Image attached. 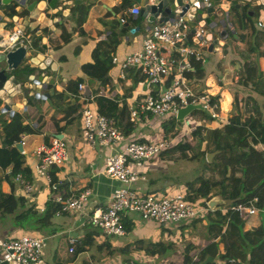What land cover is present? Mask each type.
<instances>
[{
    "label": "crops",
    "instance_id": "crops-1",
    "mask_svg": "<svg viewBox=\"0 0 264 264\" xmlns=\"http://www.w3.org/2000/svg\"><path fill=\"white\" fill-rule=\"evenodd\" d=\"M235 2L240 5L242 12L239 13L238 10L230 11L233 27L245 43L247 39L251 43L249 37L252 35L248 36L249 28L244 31L241 29L237 21V14L243 15V9H245L247 16L252 19L258 5L253 0H250V2L236 0ZM83 3L89 6L87 16L80 28L72 33L68 43L64 44L60 39L62 27L56 26L53 33L47 34V47L50 51L45 52V55L51 56L52 61L56 64V71L50 73L54 83L48 86V98L37 101L29 99L25 111L19 109L11 116L7 113L0 114V149L5 145L4 127L8 126L10 132L16 138L15 142L22 144V151H17L22 154L24 167L29 171V176L24 175L34 185L33 198L24 197L13 177L10 181L4 177L7 174L9 175L11 165L6 169L0 167V194L12 195L18 202V207L13 213H5L0 208V241L23 235L22 233L16 235L15 231H12L11 235L7 237L10 234L8 230L14 224L22 227L24 222L28 220L29 215L42 214L47 203H52L53 194L61 192L78 193L89 188L91 190L89 202L82 212L54 214L49 224L41 227V232L44 234L38 235L37 233V236L45 237L47 241V247L44 249V255L42 256V264H122L128 260L140 264H152L154 261L157 262V259L147 258L142 249H137L134 245L128 251H122V249L136 240L167 245L163 237L167 233L174 232V226L171 229L159 226L151 221H143L137 214L130 213L125 217L130 221L132 230L126 232L122 238H115V236H105L96 228L85 223L87 215L94 207H104L108 204L111 192L119 185V182L107 177L102 172L105 154L109 150L101 147L91 148L82 139L80 112L83 106L89 105L108 116L111 122L124 133L125 139L120 147L131 140H141L146 137L154 138L150 133H143L141 129L143 123L151 126V131H153V128L157 129V133L161 131L154 139L164 136L163 130H161L160 117L152 118L151 116L147 121L141 123H130L126 119V105H134L154 88L146 83V89H142L141 81L144 82L145 79L139 70L131 68L125 72L124 78H121L118 66L112 63L113 67L109 71V79L103 84L98 81L103 75L101 69L98 68L103 61V55L96 53V49L109 50L110 42L114 39L116 47L111 53V58L122 60L128 54L142 47L147 22L145 18L140 19L138 16L135 18V16L127 14L132 2H129L130 5L119 13H116L114 8L118 7L122 0H85ZM16 5L15 8L20 7L19 3ZM11 6L12 4H0V10L3 12L4 17H11ZM259 6L264 8V4ZM35 14L36 11L33 15ZM122 14H125L126 17V22L123 24L119 21ZM262 15L264 13L261 12L259 17ZM18 21L20 23L19 19ZM8 23L0 17V33L10 30L15 24H19L11 23L9 25ZM64 27L67 30L74 27L70 15L67 17ZM137 27H140L138 31ZM258 29L264 31V28L258 27ZM231 38L226 40L227 44L231 41ZM192 43L195 44L193 41ZM199 43L196 45H199ZM222 43L219 42L220 46ZM238 44L243 45L242 42H238ZM201 51H203L201 53L202 60L199 62L202 67V76L198 77L192 68L189 77L196 78L204 87H208L211 94L219 96L220 110L218 112L221 117L229 118L234 96L237 95L238 98H241L243 93L237 87V81L240 77L238 72L242 68L239 58L232 55L229 45H227V53L222 58H219L218 53H208L206 47L202 48ZM203 55H205L204 58ZM258 63L264 71V57H259ZM77 78L82 81L80 83L82 89L78 88V96L75 98V95L69 91L68 84ZM85 87H88L90 91V98L88 99L83 97ZM54 89L62 92L61 98L56 99L52 96ZM225 94L229 96V102L223 107L222 101ZM251 95L255 96L256 94ZM69 104H79L80 107L77 106L78 109L72 115L75 119L67 124L61 117L69 109ZM0 106H2L1 103ZM115 108L120 109L119 112H116ZM54 117L55 119H53ZM233 135L236 136L235 133ZM52 137L65 140L68 159L60 166L54 165L51 167L52 182H50L37 176L34 168L38 161L35 150L41 145L48 144ZM116 149L119 150V146ZM180 156L181 154L178 151H169L164 156L159 155L145 162L143 170L146 180L137 183L135 187L141 189L138 190L144 193L164 191L171 186H186L185 182L188 176L183 175L181 164L183 159ZM57 183H63L64 185L61 188H56ZM54 188H56V191H52ZM6 206L7 208L10 207L9 204ZM22 212H29L30 214L27 217L18 218L17 215ZM206 219L194 220L191 225L197 223L206 225ZM35 227L36 230H39L37 224ZM89 232H94V243L84 246L83 249L79 248L83 238ZM181 232V237L187 236L186 233ZM197 239H199V242H197ZM192 240L196 242L197 246L195 247H204L207 243L197 235ZM140 244L138 243L137 246ZM70 247L73 248L72 251L69 250ZM183 254L180 262L183 260ZM144 255L145 260L143 259ZM160 257L161 261L165 260L162 255ZM218 262L221 263V261Z\"/></svg>",
    "mask_w": 264,
    "mask_h": 264
},
{
    "label": "built area",
    "instance_id": "built-area-1",
    "mask_svg": "<svg viewBox=\"0 0 264 264\" xmlns=\"http://www.w3.org/2000/svg\"><path fill=\"white\" fill-rule=\"evenodd\" d=\"M253 1L258 6L264 4V0ZM139 12V6H131L127 10V14L131 16H137ZM119 21L122 24L126 22L125 14L120 16ZM201 26L200 23V27L192 33V28L182 18L169 24H155L146 30L139 50L120 61L112 58V63L119 68L121 78H124L127 70L134 68L140 71L151 87H154L134 105H126L128 122L141 123L151 116H174L176 119L180 108L196 104L207 110L211 119L222 125L228 123L229 118L221 117L218 112L220 100L215 101V94H211L208 87H204L196 78L189 77L192 59L201 61V50L206 47L204 40H201L199 45L192 43L193 39L202 35ZM257 27L264 28V15L257 20ZM22 40L23 32L18 24H15L10 30L0 33V51L13 49ZM79 88L82 89L81 85ZM80 112L83 140L91 148L101 147L109 150L105 154L102 172L119 182L112 190L108 204L104 207H94L87 215L85 223L99 230L101 234L124 236L126 231L123 217L130 213L137 214L143 221H151L163 227L202 219L214 210L222 215L237 213L243 218L258 216L264 219V205H258L257 196L211 210L207 205L209 199L189 198L192 190L187 186H171L160 192H140L135 185L146 180L143 170L145 162L164 151H169L174 142L173 135L157 139L146 137L131 140L120 147L125 139L124 133L108 116L89 105L83 106ZM118 146L119 150L116 149ZM35 154L38 157L35 174L52 182L51 167L60 166L68 159L67 143L63 139L52 137L48 144L39 146ZM13 180L20 187L24 197L33 198L34 185L30 179L22 173H17ZM90 194L89 188L78 193L53 194L51 201L58 206L54 214L82 212L89 202ZM43 246L44 239L32 234H23L1 243L2 249L9 252L7 260L19 264H42ZM69 250L72 251L73 248L70 247ZM232 262L241 264L235 260ZM122 264L140 263L126 261Z\"/></svg>",
    "mask_w": 264,
    "mask_h": 264
},
{
    "label": "trees",
    "instance_id": "trees-1",
    "mask_svg": "<svg viewBox=\"0 0 264 264\" xmlns=\"http://www.w3.org/2000/svg\"><path fill=\"white\" fill-rule=\"evenodd\" d=\"M128 5H130L128 0H122V3L118 7H115L114 10L116 13L122 12ZM88 9L89 6L85 3L71 8L70 17L74 22V27H71L70 30H67L64 26L61 28L60 39L62 43H68L72 33L80 28L87 16ZM261 12V6H256L254 19L247 16L245 9H243V15L237 14V21L241 29L244 31L249 28L248 36L252 35L249 37L251 38V43L248 42V39L245 43L240 37L237 39L231 38V41L228 43L232 55L239 58L242 67L237 87L243 93L241 98H238L237 95L234 96L228 123L213 129V140L216 144H219L226 134L231 135L235 133L238 137L237 145L226 148L218 147L217 150L219 152L214 157L216 162H207L205 157L206 152L203 150L200 153H194L192 151L193 140L180 138L177 142L172 143L169 150L180 152L182 159L200 161L201 170L209 172L207 176L200 173L195 179L185 182L186 186L192 190V193L189 195L191 199H209L216 194H220L224 198H239L238 201H245L248 198L257 196L259 199L258 205H264V71L258 63V58L264 57V31L258 29L256 20ZM15 13L16 11L12 9L11 15ZM238 42H242L243 45H239ZM109 47L110 49L107 51H101L99 48L96 49V53L103 55L101 66L98 67L103 73L98 80L102 84L109 79V71L113 67L111 53L116 47L114 39L111 40ZM192 68L198 77L202 76V67L199 61L192 60ZM81 82V79L77 78L68 84L69 91L75 95V98L78 96L77 92ZM79 89L81 90V88ZM251 94L256 95L253 96ZM62 95V92L54 89L52 96L59 99ZM213 98L216 101L219 99V96L215 95ZM238 100L240 102L242 100L241 106H238ZM68 106L69 109L64 112L61 119L70 124L75 119L72 115L80 106L79 104H69ZM115 109L117 110L116 112L120 110L118 108ZM198 111L196 109L191 113L195 114ZM178 122L174 116L166 117V119L161 121L160 125L164 136H169L170 134L174 136L176 132H171L176 129ZM202 130L203 126L195 127L192 131V136L200 139ZM4 133L5 145L0 149V167L6 169L11 165L9 175L7 174L4 177L10 181L11 177L20 172L29 176V171L24 167L22 154L14 147L16 138L10 132L8 126L4 127ZM194 150L196 151V149ZM167 152L164 151L160 155L164 156ZM222 169L227 174L225 183L221 180H215L213 176L216 171L220 172ZM222 185L225 188L222 189ZM213 188L218 189V192L212 194ZM52 191H56V188L52 189ZM7 204H9V208H7ZM17 207L18 202L12 195L0 194V208L3 212L13 213ZM57 209V205L53 202H48L44 212L36 220V223L44 227L47 226ZM29 214V212H22L17 217H27ZM125 216L123 217V225L125 231L130 232L132 225ZM205 218H207L206 226L210 240L207 241L204 247H197L195 250L192 247V243L186 245L183 260L178 264H202L208 256L212 260L206 264H234L232 260L241 264H264L263 219L258 227L246 229L245 218L240 217L237 213L222 215L217 210H214L212 213L207 214ZM94 240V232L87 233L79 248L83 249L86 245H92ZM138 243L141 244L137 246ZM142 245V240L134 241L135 248L141 249ZM169 248V245L148 242L143 249L147 254L153 255L158 252L160 254L166 253ZM129 249L130 245L126 246L122 251H128ZM218 261H221V263Z\"/></svg>",
    "mask_w": 264,
    "mask_h": 264
},
{
    "label": "water",
    "instance_id": "water-1",
    "mask_svg": "<svg viewBox=\"0 0 264 264\" xmlns=\"http://www.w3.org/2000/svg\"><path fill=\"white\" fill-rule=\"evenodd\" d=\"M85 0H0V4L9 5L10 12L16 11L11 17H4L0 10V17L5 21L18 24L19 28L26 33L21 43L13 49L0 51V114L7 113L9 116L22 109L26 110L29 99L46 100L48 98V86L53 85L54 80L50 73L56 71L55 62L45 52L50 51L47 47L48 33H53L56 26L63 27L74 6L82 4ZM236 0H128L132 6H139L137 15L140 19L145 18L146 29H151L155 24H169L182 18L187 21L194 33L200 27L202 35L193 39L197 44L201 40L206 43L208 53H218L222 58L227 53L229 37L237 39L236 29L230 19V11L240 9ZM250 2V0H244ZM19 8H15L18 4ZM14 5V6H13ZM36 11V14L33 13ZM33 15V16H32ZM135 16V18L137 17ZM140 27H137V31ZM136 31V30H135ZM45 34V35H43ZM219 42H223L220 46ZM83 97L90 98L88 87L84 88ZM203 110L201 105L188 104L178 110L176 120L182 122L193 110ZM14 147L21 152L22 144L15 142ZM219 150L217 151V153ZM215 153L206 154V161L211 162ZM63 183H57L56 188L63 187ZM238 199L224 198L216 194L209 198L207 205L211 210L218 206L238 202ZM0 241V264H19L13 260H7L9 252L4 251ZM212 258L206 257L202 264L210 262Z\"/></svg>",
    "mask_w": 264,
    "mask_h": 264
},
{
    "label": "rangeland",
    "instance_id": "rangeland-1",
    "mask_svg": "<svg viewBox=\"0 0 264 264\" xmlns=\"http://www.w3.org/2000/svg\"><path fill=\"white\" fill-rule=\"evenodd\" d=\"M252 8H254V7H252ZM263 11H264V8H262V13H264ZM254 18H255V16L253 17V19ZM204 57H205V55H203V58ZM238 73H239V75L241 74V69ZM146 83H147L146 81H144V82L141 81L142 89H146ZM227 102H229V96L225 94L223 97V101H222V105L224 104L223 107H225ZM259 102H260V100H259ZM237 103H238V106L239 105L241 106L242 100H241V102L238 100ZM222 109H224V108H222ZM156 118H159V117H156ZM164 119H166V118H160L161 121H163ZM198 126H203V130L201 131V138L200 139L198 137L192 136L193 129L195 127H198ZM218 126H221V124L216 122L214 119H211L209 116V112L207 110L203 109V110H199L195 114L189 113L184 118V120L182 122H178L176 129H174L171 133L176 132V134L173 136L174 142H177L180 138H182L184 140H193V150L192 151L195 153H196V151L194 149L198 150L197 152H199V153L203 150L206 152V154L215 153V155H216L217 151H218L217 150L218 147H221V148L234 147L237 145L236 143L238 142L237 136L235 137V135H233V134H231V135L226 134L224 139L219 144H216L213 140V129L218 127ZM150 127L151 126H149L147 123L141 124V129L143 130V133L144 132H146L147 134L150 133V134H152L151 136H153L154 138L161 133V131H158L159 133H157L156 128H153V131H151L152 127L151 128ZM81 137L83 139L82 134H81ZM154 138H152V139H154ZM215 155L213 156V158H211V160H210L211 162L212 161L216 162V160L214 159ZM181 164H182L183 175L188 176L187 180L195 179L197 177V175L200 173H202V175L205 174L204 176H207L209 174L208 171L201 170L200 161H188V160L183 159ZM213 176H214L215 180H221L222 182L224 181V183H225L227 174L222 169V171L220 170V172L216 171ZM215 188H217V187H215ZM215 188L212 189V191H211L212 194L218 192V189H215ZM221 188L223 189V188H225V186L222 185ZM139 190H141V189H139ZM40 217H41V213H35V216L29 215L28 220H26L24 222V226L21 227L20 225L17 226L14 224L13 227L8 230V232L10 234L7 235V237L11 235L12 231H15L16 235L19 233L32 234V235H37V233H38V235H43L44 233L41 232L42 231L41 227H44V226L38 225L36 223V220ZM261 220L262 219H260L258 216L246 217L245 218V228L248 229V228L258 227L261 223ZM191 222L192 221L187 220V221H183L181 223L173 225L175 227V231L171 232V233H167L166 236L163 237L165 244L170 246V248L167 250L166 253L160 254L158 252V253H155L153 255L147 254L143 248H145L146 244L150 241H144L143 242L141 249L143 250V253L146 254L147 258H149L151 260L157 259V262L154 261V262H152V264H171V263L178 264L181 260V256L184 252V248L186 247V245H188V243H192V247L194 250L197 249V247H195V246H197L196 242H194V240H192V238H194L196 235L201 240H205V241L210 240V235L207 231V226H206L207 222H206V225L201 224V223H197L196 225H191ZM36 224L39 226V230H36V227H35ZM15 227H17V228H15ZM167 227L172 228V226H167ZM181 231H183V233H186L187 236L181 237V235H182ZM108 237H112V236H108ZM122 237L123 236H117V237L115 236V238H122ZM43 239H44V246L42 249V256L44 255L43 254L44 249H46V247H47L46 238L44 237ZM197 242H199V239H197ZM132 245H134V242H132L130 244V248ZM161 255H162V257H165L164 261H161V257H160ZM143 259L145 260V255H144ZM128 261H131V260H128Z\"/></svg>",
    "mask_w": 264,
    "mask_h": 264
},
{
    "label": "bare ground",
    "instance_id": "bare-ground-1",
    "mask_svg": "<svg viewBox=\"0 0 264 264\" xmlns=\"http://www.w3.org/2000/svg\"><path fill=\"white\" fill-rule=\"evenodd\" d=\"M22 31V30H21ZM23 32V31H22ZM26 36V33L25 32H23V38ZM1 242H3V241H1Z\"/></svg>",
    "mask_w": 264,
    "mask_h": 264
}]
</instances>
